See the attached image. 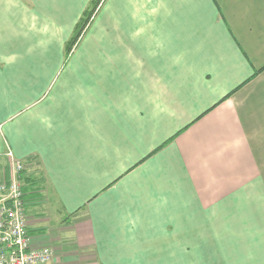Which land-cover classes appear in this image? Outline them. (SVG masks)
I'll return each mask as SVG.
<instances>
[{
	"label": "crops",
	"instance_id": "obj_1",
	"mask_svg": "<svg viewBox=\"0 0 264 264\" xmlns=\"http://www.w3.org/2000/svg\"><path fill=\"white\" fill-rule=\"evenodd\" d=\"M92 1L0 0V181L11 151L34 246L264 264V0H101L67 53Z\"/></svg>",
	"mask_w": 264,
	"mask_h": 264
},
{
	"label": "built area",
	"instance_id": "obj_2",
	"mask_svg": "<svg viewBox=\"0 0 264 264\" xmlns=\"http://www.w3.org/2000/svg\"><path fill=\"white\" fill-rule=\"evenodd\" d=\"M17 175L0 181V264H54L55 250L35 247L20 174L25 165L8 152Z\"/></svg>",
	"mask_w": 264,
	"mask_h": 264
},
{
	"label": "rangeland",
	"instance_id": "obj_3",
	"mask_svg": "<svg viewBox=\"0 0 264 264\" xmlns=\"http://www.w3.org/2000/svg\"><path fill=\"white\" fill-rule=\"evenodd\" d=\"M100 5V4H99ZM98 10V9H97ZM97 10H96V12H97ZM96 12L93 14V16H92V18H91V20H90V22H89V24L91 23V21L93 20V18H94V16H95V14H96ZM89 24L86 26V28H85V30L87 29V27L89 26ZM84 30V31H85ZM54 223H55V226H54ZM70 223H72V222H70ZM30 224H31V222H30ZM64 225V224H63ZM46 226H50V225H47L46 224ZM54 227H56L55 229H53ZM50 228V234H51V237H53V238H55L59 243H64V244H70V245H73L74 244V239H70V238H74V236H73V230H72V226H63V227H61V225L59 224V223H56L55 221L53 222V224L49 227ZM49 228H47L48 230H49ZM46 229V230H47ZM65 231H68V232H65ZM228 239V238H227ZM232 239H237L238 240V242H239V238L237 237V238H232ZM219 240H221L223 243H224V240H223V237H221ZM230 240H228V242H229ZM222 242L220 243V245H221V247L223 246V244H222ZM234 241L232 240V243H233ZM61 247L62 246H60L59 248L61 249ZM235 250H232V252L233 253H235L234 252ZM61 253L59 252V254L57 255V257H55V258H57L58 260L59 259H62V257H61V255H60ZM236 254H239V253H236ZM221 256L222 257V253H220V254H218V256ZM217 256V258H220V257H218ZM241 257V256H240ZM240 257L238 256H235L234 255V257H232V259L229 261V263H231V264H241V260H240ZM245 262V264H248L246 261H244Z\"/></svg>",
	"mask_w": 264,
	"mask_h": 264
},
{
	"label": "trees",
	"instance_id": "obj_4",
	"mask_svg": "<svg viewBox=\"0 0 264 264\" xmlns=\"http://www.w3.org/2000/svg\"><path fill=\"white\" fill-rule=\"evenodd\" d=\"M101 0H93L91 2L90 7L87 9V11L85 12L84 16L82 17L77 30L75 31L72 39L70 40V42L67 44L66 46V52L70 53L72 51V49L74 48V46L76 45L78 39L81 37V35L83 34L86 26L89 24L93 14L96 12V10L99 7Z\"/></svg>",
	"mask_w": 264,
	"mask_h": 264
}]
</instances>
